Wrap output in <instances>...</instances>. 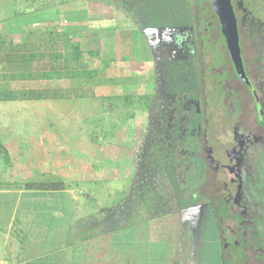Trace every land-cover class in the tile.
<instances>
[{
    "label": "flooded vegetation",
    "instance_id": "af4514ba",
    "mask_svg": "<svg viewBox=\"0 0 264 264\" xmlns=\"http://www.w3.org/2000/svg\"><path fill=\"white\" fill-rule=\"evenodd\" d=\"M87 1L120 8L143 24L140 29L151 42V47L145 46L150 52L152 87L143 95L148 99L145 109L130 118L138 117L142 125L136 153L121 177L126 182L122 198L101 206L100 216L90 215L78 225L75 231L81 237L77 241L109 244L141 239L152 248L164 247L168 261L180 259L177 264H186L189 254L191 259L197 256L198 264L205 259L209 264H228V258L246 259V253L242 254L246 247H256L264 264V137L241 139L238 117L230 114L224 96L213 91L211 63L202 40L210 30L208 13L195 0ZM207 3L234 81L247 91L245 102L253 115H264V104L252 90L242 59L234 4L230 0L239 66L210 0ZM245 4L247 31L261 35L264 0ZM256 125L264 128L259 120ZM238 162L243 164L239 167Z\"/></svg>",
    "mask_w": 264,
    "mask_h": 264
},
{
    "label": "rangeland",
    "instance_id": "374dc122",
    "mask_svg": "<svg viewBox=\"0 0 264 264\" xmlns=\"http://www.w3.org/2000/svg\"><path fill=\"white\" fill-rule=\"evenodd\" d=\"M1 1V34H13L17 37L35 31L61 32L76 29L80 32L76 38L81 41L83 47L98 52V55L93 58L85 54L83 60L88 63L90 69L99 72L98 81L101 78L111 79V84L101 83L94 88L95 98L83 97L77 101L0 104V143L2 146H7L11 152V165L5 168L0 167V179L7 184L62 180L67 191L72 192L79 199L76 208L74 205L70 206V212L74 210L76 218L74 219L71 215L67 219L61 218L60 220L55 214L53 218L49 217V207L54 208L55 206L52 197L58 193L53 195L48 193L34 201L23 197L14 207L13 222L16 220L14 229H11L9 225L5 228L4 224H0V250L3 242L6 241L3 235L6 233L9 237L14 234L16 244H18L16 249L19 258L17 261L13 259V262L36 264L43 258L45 261L49 257V242L56 240L49 234L50 229L60 224L67 223L66 226H69L78 223L68 232L70 238L73 234L71 243L77 244L78 238L81 237L75 231L78 225H81L90 215L100 216L97 211L101 206L114 205L122 198V190L126 182L121 177L128 172L131 158L134 152L136 153L135 144L141 134L142 125L138 117L134 120H130L129 117L130 114L135 116L145 109L148 99H143L141 96L152 87L150 85L151 66L149 62L125 65L111 44L115 39L123 38L125 34L128 36L136 34L138 39L136 56L139 60L141 58L145 60L149 59L150 53L146 51L145 43L148 46L149 43L145 39L146 36L141 33L140 28L143 24L138 25L131 16L110 4L64 0L65 3L60 5L58 0H43L46 6L50 7L46 8L47 12H38L41 4L37 0H31V3L18 0L19 6L27 5L28 8L24 6L19 9L21 16L11 19L14 16L13 2L11 0ZM231 1L235 6L236 17L240 25L242 59L251 77L252 90L263 105L264 32L259 35L257 32L247 31L245 25L248 16L245 4L247 0ZM195 4L200 10L205 9L209 17L206 23L210 25V30L207 31L206 37H202V40L205 41V52L211 63L209 79L214 84L212 85L213 91L224 96L225 105L228 104L226 107L230 108V114L233 113L235 119L238 117L237 124L241 139L250 140L257 135L264 137V128L259 130L256 125L258 120L264 124V115L261 113L259 117L253 115V111L245 102L244 93L247 91L239 86L236 80L234 81L225 44L215 30V19L207 0H195ZM254 20L263 25L261 21H258L259 19L254 18ZM104 37L107 46L102 45ZM98 58L108 63L111 61V65L97 61ZM67 82L69 80L65 79L63 84L66 86ZM112 83L117 85H112ZM48 143V168L33 165L34 161L39 160L36 155L28 156L26 160L22 155L21 157L15 155L18 152L16 146L41 147ZM29 148L20 153H31L32 150ZM243 151L246 152L245 149ZM45 152L42 154L43 158L46 157ZM239 163L241 162H238L240 167L243 162ZM3 164L0 156V166ZM48 169L49 178L34 173L37 170L46 173ZM232 176L230 175L229 178ZM11 207L10 204L6 205L5 210ZM5 212L0 215H4ZM68 239L67 237L66 240ZM11 245L5 247V255L8 252L9 255L13 254ZM244 253H246L244 255L246 259L243 260L242 256L235 260L228 258V264H261L258 248L246 247L242 254ZM84 260L78 262V259L77 262L89 264L88 260ZM8 264L11 262L9 261ZM91 264L95 262L91 260Z\"/></svg>",
    "mask_w": 264,
    "mask_h": 264
},
{
    "label": "trees",
    "instance_id": "16d2710c",
    "mask_svg": "<svg viewBox=\"0 0 264 264\" xmlns=\"http://www.w3.org/2000/svg\"><path fill=\"white\" fill-rule=\"evenodd\" d=\"M11 1L14 4L12 10L14 16L10 17L11 19L21 16L19 9L24 6V8H28L27 5L19 6L18 0ZM23 1L31 3V0ZM37 1L41 4L37 11L47 12L46 8L50 6L47 7L43 0ZM58 1L60 5L65 3L64 0ZM1 3L0 0V6ZM79 33L76 29H67L61 32L35 31L17 37L13 34L0 33V104L61 102L79 100L83 97L95 98L94 88L96 86L101 83L111 84L109 78H101L98 81L99 72L90 69L88 63L83 60L85 54L93 58L98 55V52L85 49L81 41L76 38ZM97 61L106 63L108 66L111 65V61L108 63L99 58ZM65 79L69 80L66 86L63 84ZM112 85L117 84L112 83ZM142 97L145 98L143 95ZM127 107L129 108V105ZM131 117H133L132 114L129 118ZM0 156L4 163L0 167L5 168L10 164V159L1 143ZM48 193L52 195L58 193L52 197L55 206H53L54 208L49 207L50 218H53L54 214L60 220L61 218L67 219L71 215L74 219L76 218V212L74 210L70 212V206L74 205L76 208L79 199L72 192L67 191L62 180L7 184L0 179V213L6 211L4 215H0V224H4L5 228L12 224L11 229H13L16 221L13 222L14 207L18 200L24 197L34 201ZM68 200L70 201L68 202ZM9 204L12 207L5 210V206ZM66 224L54 226L49 230V234L56 240L49 242V257L45 261L43 258L36 264H54L53 259L56 257L59 261L64 260L65 264H79L78 262L84 259L90 263L93 255L97 254L99 250L102 252L111 251L110 244L98 240L87 243H78L77 241V244L71 245L72 236L71 238L68 236L71 225L66 226ZM67 237L68 240H66ZM74 245L76 246L73 247ZM64 254L65 257H63Z\"/></svg>",
    "mask_w": 264,
    "mask_h": 264
},
{
    "label": "crops",
    "instance_id": "0c3cea01",
    "mask_svg": "<svg viewBox=\"0 0 264 264\" xmlns=\"http://www.w3.org/2000/svg\"><path fill=\"white\" fill-rule=\"evenodd\" d=\"M102 42H103L102 44L103 46H107V43L105 42V37ZM137 42H138V39H137L136 34H131V36H128L127 34H125L123 38L115 39L114 43L111 44V46L114 47L115 53L117 52V56L120 59H122V61H124L125 65H130V64L137 63V62L143 63V64L147 63L148 59L144 60L143 58H141L139 60L136 56L137 54L136 49H137V44H138ZM74 101H77V100H74ZM48 139H49V136H48ZM17 145H20V144H17ZM22 147H23L22 145L19 147L16 146L18 152H16L15 155L16 154L19 155L18 157H21L22 155V157H24L25 160L28 158V156L36 155L38 156L39 160L34 161L33 165L36 164L41 167L42 166H45L47 168L49 167V143L41 147H30V148L28 146H26L25 148H22ZM3 148L6 150V152L9 155V159H10L9 165H11V152L7 146L3 145ZM28 148L32 150L31 153L30 152L24 153V154L20 153L22 150H28ZM44 151H46L45 152L46 157L43 158L42 154H44ZM21 161H23V159ZM21 164H24V162H21ZM34 173L35 174L39 173L40 176H46V177L48 176L49 178V169L46 173L40 170H37ZM9 227L11 228L12 224H10ZM3 238H5L4 240L6 241L8 240V242L6 241L5 243L3 242V247L0 250V264H8L9 261L12 264L14 260L17 261L19 258V256L17 255L18 251L16 249L17 248L16 245L18 244H16L14 234H11L8 237V235L5 233L3 235ZM78 243H81V242L78 241ZM9 244L10 245L13 244L11 245L12 246L11 251H13V254L10 253L11 255H9V252H8V254L5 255L4 254L6 252L5 247H7V245ZM73 244L74 243H71V245ZM109 244L111 247L110 252L99 251L97 254L93 255V258L91 260H93L95 264H177V262L180 260V259L175 258L174 261L173 259L171 261H168L167 254L169 253L165 251L164 247L161 246L159 248L158 247L152 248L150 244L149 245H146V243L144 244L141 239L121 240L119 242L117 241L110 242ZM63 257H65V254L63 255ZM91 260L89 264H91ZM53 263L54 264H65V261L64 260L59 261V259L56 257V259H53ZM14 264H20V262L19 263L16 262ZM186 264H198L197 256L194 255L193 258L191 259L190 254H189ZM203 264H209V260L205 259L203 261Z\"/></svg>",
    "mask_w": 264,
    "mask_h": 264
},
{
    "label": "water",
    "instance_id": "95a60500",
    "mask_svg": "<svg viewBox=\"0 0 264 264\" xmlns=\"http://www.w3.org/2000/svg\"><path fill=\"white\" fill-rule=\"evenodd\" d=\"M210 3L213 11L219 18L222 33L225 37L226 44L228 46L232 59L235 64L239 66L241 65V60L239 57L237 29L230 0H210ZM141 33L146 36L145 39L151 47V42H149L147 34L143 33V31Z\"/></svg>",
    "mask_w": 264,
    "mask_h": 264
}]
</instances>
